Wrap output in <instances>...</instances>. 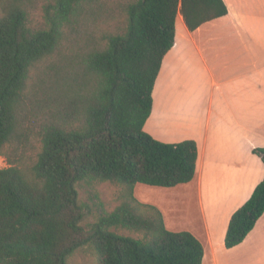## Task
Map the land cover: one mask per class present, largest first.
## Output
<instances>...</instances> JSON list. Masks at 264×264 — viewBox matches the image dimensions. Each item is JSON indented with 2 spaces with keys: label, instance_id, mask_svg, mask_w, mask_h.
<instances>
[{
  "label": "trees",
  "instance_id": "trees-1",
  "mask_svg": "<svg viewBox=\"0 0 264 264\" xmlns=\"http://www.w3.org/2000/svg\"><path fill=\"white\" fill-rule=\"evenodd\" d=\"M39 1L0 0V155L8 164L0 168V264H65L81 247L97 264H201V242L167 229L134 187H173L195 175L194 140L161 142L143 125L176 16L192 32L225 15L224 1L130 0L125 31L91 41L48 86L30 83L32 68L57 50L64 28L94 22L103 6L44 0L43 25L32 26ZM252 152L264 163V147ZM81 182L117 185L119 202L87 222ZM263 211L264 177L231 214L224 246L239 244Z\"/></svg>",
  "mask_w": 264,
  "mask_h": 264
},
{
  "label": "crops",
  "instance_id": "crops-1",
  "mask_svg": "<svg viewBox=\"0 0 264 264\" xmlns=\"http://www.w3.org/2000/svg\"><path fill=\"white\" fill-rule=\"evenodd\" d=\"M223 1L227 13L192 32L181 17L179 41L175 18L174 44L162 59L143 129L161 142L194 140L197 160L193 179L159 187L153 205L167 229L189 231L201 242V264H264V211L239 244L224 246L231 214L264 177L252 152L264 147V0ZM166 60L170 78L197 63L206 96L195 98L194 108H181L182 85L166 98L156 95Z\"/></svg>",
  "mask_w": 264,
  "mask_h": 264
},
{
  "label": "rangeland",
  "instance_id": "rangeland-1",
  "mask_svg": "<svg viewBox=\"0 0 264 264\" xmlns=\"http://www.w3.org/2000/svg\"><path fill=\"white\" fill-rule=\"evenodd\" d=\"M129 1L130 0H100V3L103 6V11L98 19L94 22L88 21L87 23H83L81 25H75L72 28H64V36L61 39L57 50L51 56L41 60L34 68H32L30 83L33 81L35 83L36 78L39 77L42 85L48 86L53 84V80L64 71V65H66L70 59H73V55L75 53L80 52L81 49L88 44L91 45V41L96 40L103 42L102 38L107 35L123 33L127 26L126 5ZM43 2L44 0L39 1L35 7L31 9L28 16L30 25H43ZM176 18L179 19L176 21V39L178 40L181 34L179 29L181 16L177 15ZM176 43L175 48L178 46L179 42ZM170 62H167V60L165 61L164 68L158 77L160 79L156 84L155 93L156 95L160 94L162 97L166 98L169 94L170 96L173 93L175 94L179 85H182L187 94L179 93L183 96L179 101L183 106H180L181 108L189 106L192 109L195 107V98H198L199 96H206L204 92H201L204 87V82L203 85H201L199 80L201 73L199 75L197 74V71H200V69L197 63L196 66L194 64H188L185 67L178 69L179 72L177 73V76L170 78L166 75ZM172 119L174 120V118ZM148 126L150 127V124H148ZM172 126L174 125L172 124ZM172 126L165 125V127L168 128H173ZM32 156L33 155L30 156V159H32ZM30 159L28 160L30 161ZM6 166H8V164L5 158L0 155V168H4ZM162 189L163 188L137 183L134 187V195L141 202L153 204V201L156 200L158 193L163 191ZM94 192L98 195V198L94 197ZM118 192L119 187L109 182H101L91 186L81 182L78 186V197L79 201L85 204L88 208L86 221H94L102 210H112L119 202ZM98 201L102 202V208L99 207ZM120 232L123 234H129L127 231ZM65 264H97V260L95 253L91 248L81 247L74 250L67 257Z\"/></svg>",
  "mask_w": 264,
  "mask_h": 264
}]
</instances>
